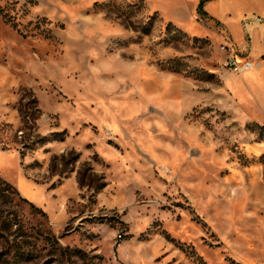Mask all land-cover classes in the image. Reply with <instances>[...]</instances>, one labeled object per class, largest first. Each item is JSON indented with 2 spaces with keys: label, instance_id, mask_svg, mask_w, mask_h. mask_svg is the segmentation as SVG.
Returning <instances> with one entry per match:
<instances>
[{
  "label": "rangeland",
  "instance_id": "rangeland-1",
  "mask_svg": "<svg viewBox=\"0 0 264 264\" xmlns=\"http://www.w3.org/2000/svg\"><path fill=\"white\" fill-rule=\"evenodd\" d=\"M200 2L0 0V264H264V0Z\"/></svg>",
  "mask_w": 264,
  "mask_h": 264
},
{
  "label": "crops",
  "instance_id": "crops-1",
  "mask_svg": "<svg viewBox=\"0 0 264 264\" xmlns=\"http://www.w3.org/2000/svg\"><path fill=\"white\" fill-rule=\"evenodd\" d=\"M258 18H255L254 20H255V23H254V25H253V29H254V31H256V30H261V31H263L264 32V25L262 24L264 21H258L257 20ZM264 54V51H259V50H257V51H253V55H255L256 57H259V56H261V55H263ZM251 55V54H250ZM250 55H248V56H250ZM258 61V65H257V67H258V70L256 71V72H253L252 70H250V71H248V72H246V73H244V74H246L245 75V79H248V81H250L251 82V84L252 85H254V86H256L257 88H258V92H263L264 93V61L263 60H257ZM251 72H253V73H251ZM248 73H250V74H248ZM248 81H247V83H245L246 84V88L247 89H250V87H251V84H249L248 83ZM239 88H242V86H240L239 84H238V89ZM261 96V97H260ZM260 99H259V98ZM256 98L258 99V105L262 108V110L264 111V94H263V96L262 95H259V93H257L256 94ZM28 182L32 185V186H37V187H41L42 189H46V193H47V195L49 196V199L51 200V194L49 193V191H48V189L46 188V186H44V185H42V184H38V183H36V182H34V181H32L31 179H29L28 178ZM23 193V192H22ZM23 195H24V197H26L27 199H29L30 200V198H28L24 193H23ZM30 201H32V200H30ZM34 202V201H33ZM36 203V202H35ZM47 203V202H46ZM47 211H51V208H49L48 207V210Z\"/></svg>",
  "mask_w": 264,
  "mask_h": 264
},
{
  "label": "built area",
  "instance_id": "built-area-1",
  "mask_svg": "<svg viewBox=\"0 0 264 264\" xmlns=\"http://www.w3.org/2000/svg\"><path fill=\"white\" fill-rule=\"evenodd\" d=\"M257 20L259 22L262 21L260 18ZM220 50L226 55L222 65L227 70L233 71L236 74H244L252 70L255 66L250 56L241 57L239 49L235 44L224 42L221 44Z\"/></svg>",
  "mask_w": 264,
  "mask_h": 264
},
{
  "label": "trees",
  "instance_id": "trees-1",
  "mask_svg": "<svg viewBox=\"0 0 264 264\" xmlns=\"http://www.w3.org/2000/svg\"><path fill=\"white\" fill-rule=\"evenodd\" d=\"M209 1H211V0H201V2H200V5H199V13L202 15V16H205V17H208V13L206 12V10H205V4L207 3V2H209Z\"/></svg>",
  "mask_w": 264,
  "mask_h": 264
}]
</instances>
